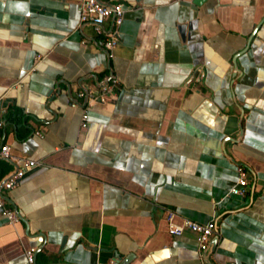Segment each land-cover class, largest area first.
I'll return each mask as SVG.
<instances>
[{"label":"crops","instance_id":"crops-1","mask_svg":"<svg viewBox=\"0 0 264 264\" xmlns=\"http://www.w3.org/2000/svg\"><path fill=\"white\" fill-rule=\"evenodd\" d=\"M101 1L125 7L117 85L79 108L65 84L81 101L108 70L78 0H0V183L41 162L1 188L0 264H197L169 212L213 219L208 264H264V0Z\"/></svg>","mask_w":264,"mask_h":264},{"label":"built area","instance_id":"built-area-1","mask_svg":"<svg viewBox=\"0 0 264 264\" xmlns=\"http://www.w3.org/2000/svg\"><path fill=\"white\" fill-rule=\"evenodd\" d=\"M78 10V21L79 23H90L94 35L97 37L100 45L106 49H112L118 41V26L121 23L122 16L125 7L117 2L113 3L111 6L100 5L96 0H78L77 2ZM113 16V21L109 26L108 30L103 27L104 23ZM117 85L115 79H110L108 84L104 87L97 88L96 92L88 96L89 101L101 98V96L107 92H112ZM78 97H83V93L79 91L77 93ZM86 114L83 111L80 119V126L85 125ZM36 135L40 136L39 132H35ZM0 157L9 158V147L7 145L0 146ZM41 165V162L37 160L24 159L22 166L17 168L16 171L7 178L3 184L5 190L13 188L24 172L31 169L32 167ZM246 173L242 167H237V177L234 184L229 189L231 194L243 195L246 191ZM0 215L8 222L13 223L17 220L15 212L5 203V201L0 197ZM166 222V232L172 236H180L185 232H189L195 236L197 250L199 251L200 257L197 264H207L202 260V255L207 250L209 245L210 237L214 231V221L209 219L204 223H198L186 218H177L175 214L169 212L165 217ZM26 262L28 264H33V249H27L24 252ZM97 264H113L112 260L105 263Z\"/></svg>","mask_w":264,"mask_h":264},{"label":"water","instance_id":"water-1","mask_svg":"<svg viewBox=\"0 0 264 264\" xmlns=\"http://www.w3.org/2000/svg\"><path fill=\"white\" fill-rule=\"evenodd\" d=\"M100 5H105V6H111L112 4H110V3H107V2H104V1H101V0H96ZM112 21H113V16H111L110 17V19H109V26L111 25V23H112ZM88 24H90V23H88ZM91 25V24H90ZM177 29H178V32H179V34H180V37H181V39H183V34H184V25H179L178 27H177ZM107 31V30H106ZM94 42H96L95 41V39H92ZM98 46H99V48H100V50L104 53V55L106 56V64H107V70H108V74L105 76V77H103L102 79H100V80H96V76L94 75V74H88V76L89 77H91L92 79H93V83H94V86L96 87V88H100V87H104V86H106L107 84H108V82H109V80L110 79H112L113 78V75H112V73H111V70H110V67H109V64H108V61H109V51L108 50H106V49H104L101 45H100V42H98V44H97ZM65 86H66V89H65V95H66V97L68 98V100L70 101V103H72V104H74L75 106H77V107H79V108H84V106L86 105V102H87V97H88V90H87V88L85 87V86H82V85H79L78 87L80 88V90H81V92L83 93V97H82V100L81 101H78V100H76L74 97H72L71 96V92H70V89H69V86H68V84H65ZM239 130H241V126H240V122H239ZM238 135H235V138H230V137H228V138H226V139H228V140H232V141H236L235 139H236V137H237ZM225 139V140H226ZM0 160H4V161H8V158H3V157H0ZM17 169V168H16ZM16 169H14L10 174H8L2 181H1V183H0V191H1V188H2V186H3V184H4V182L7 180V178L8 177H10L15 171H16ZM0 197L3 199L4 197H3V195H1V192H0ZM215 223V222H214ZM216 230V225L214 224V231ZM214 239L215 238H213V241L212 240H210V242H209V246H210V248L213 246V243H214ZM207 251V250H206ZM206 251L204 252V254L206 253ZM128 258V257H127ZM33 261H34V256H33ZM206 263H207V260L205 261ZM208 264V263H207Z\"/></svg>","mask_w":264,"mask_h":264}]
</instances>
